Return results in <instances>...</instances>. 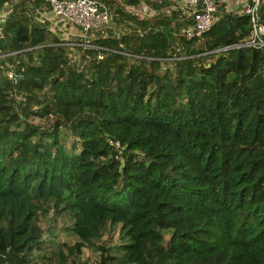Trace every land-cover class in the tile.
<instances>
[{"label":"trees","instance_id":"trees-1","mask_svg":"<svg viewBox=\"0 0 264 264\" xmlns=\"http://www.w3.org/2000/svg\"><path fill=\"white\" fill-rule=\"evenodd\" d=\"M103 1L112 25L92 45L32 13L47 0H18L0 24V263L43 264L52 208L72 221L71 254L119 228L97 264H264V47L216 50L249 17L221 4L187 38L169 0H144L152 16Z\"/></svg>","mask_w":264,"mask_h":264},{"label":"built area","instance_id":"built-area-1","mask_svg":"<svg viewBox=\"0 0 264 264\" xmlns=\"http://www.w3.org/2000/svg\"><path fill=\"white\" fill-rule=\"evenodd\" d=\"M49 8L44 18L48 20L50 28L53 24L59 23L64 30L68 26H75L79 32L86 37L82 44L92 45L88 40V35L96 32H103L111 27V13L108 5L103 0H47ZM223 0H178L181 14L191 18V23L183 28L184 36L187 38L201 35L210 28L216 18L218 6ZM231 1V0H229ZM240 9L238 13L246 14L249 17L251 29L249 34L240 40L225 44L217 51L227 48L243 47H264V21L261 20L259 7L264 0H239ZM145 3V2H144ZM128 9L141 16H152L161 9H156L150 5L139 2L129 5ZM8 13V12H7ZM4 14V13H3ZM3 15L0 17V24L3 22ZM1 28V27H0ZM9 52H0V58ZM15 73V70H12ZM14 76V74H12ZM264 77V69H263ZM0 264H10L6 261Z\"/></svg>","mask_w":264,"mask_h":264},{"label":"rangeland","instance_id":"rangeland-1","mask_svg":"<svg viewBox=\"0 0 264 264\" xmlns=\"http://www.w3.org/2000/svg\"><path fill=\"white\" fill-rule=\"evenodd\" d=\"M7 12L5 6H3V11L0 9V17L3 15V19H5ZM27 13L30 14V12ZM38 14L39 17H44L42 12ZM115 28L117 31H120L124 30L126 26L125 24H116ZM51 29L53 30V34L63 40V43L69 45L82 43L79 40L84 37V34L79 32L78 28L73 25L68 26L64 30V27H61L57 23L56 25L53 24ZM70 54L76 60L80 58L79 52L74 47L71 48ZM168 64L171 65L170 62ZM30 120L37 122L41 118L31 117ZM64 137L67 138V136ZM68 140L69 138H67L66 142L69 144L70 141ZM71 222L68 214H55L52 208H49L46 214H39L38 224L43 230L42 237L44 243L43 248L39 251H34V254L43 264H72L75 262L77 264H97L102 252L101 246L108 247L110 254H118L116 246L121 242V234L118 227L103 229L98 237L92 238L90 243L82 246L79 252L76 254L69 253L65 244H72L77 240L69 227ZM167 237L168 234L166 233Z\"/></svg>","mask_w":264,"mask_h":264},{"label":"crops","instance_id":"crops-1","mask_svg":"<svg viewBox=\"0 0 264 264\" xmlns=\"http://www.w3.org/2000/svg\"><path fill=\"white\" fill-rule=\"evenodd\" d=\"M17 1L18 0H10L8 3H5L4 6H5L6 11L9 12L11 10V8H12V5L16 4ZM30 1L33 2L34 0H30ZM155 1H159V0H155ZM163 1H166V0H163ZM169 1H170V4L169 5H165V7L163 6V8L166 11H169L170 8L174 7L176 5V3H178V0H169ZM141 2H143V4H147V3H144V0H142ZM26 3L28 5H31V3L29 2V0H26ZM222 4L225 6V9L227 11H230V10L237 11L238 8L240 9V1L239 0H231V1H229V0H223L222 1ZM147 5H149V4H147ZM44 7L45 6H42V8H43L42 10H44ZM0 9H2V11H3V6ZM46 11L47 10H44L42 12V14H45L46 15L47 14ZM29 12H31L30 9H29ZM36 12H37L36 14L40 13V10L38 9V7L36 9ZM32 13H35V11L32 12Z\"/></svg>","mask_w":264,"mask_h":264}]
</instances>
